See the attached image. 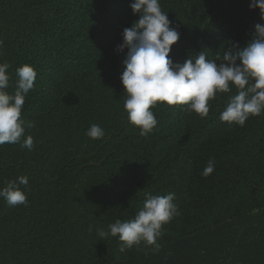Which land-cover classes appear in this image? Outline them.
I'll use <instances>...</instances> for the list:
<instances>
[{"label":"trees","instance_id":"1","mask_svg":"<svg viewBox=\"0 0 264 264\" xmlns=\"http://www.w3.org/2000/svg\"><path fill=\"white\" fill-rule=\"evenodd\" d=\"M134 0H0V63L37 77L21 119L31 150L0 145V188L19 176L27 205L0 198V264H264V114L222 122L231 93L209 100L206 118L158 102L146 136L129 123L120 76L122 32L139 19ZM180 39L174 62L244 47L260 20L251 0H159ZM219 63V61H217ZM239 63V62H238ZM92 124L102 139L85 135ZM23 139V138H22ZM209 159L214 171L202 176ZM174 193L180 215L160 248L120 251L97 229L133 218L145 195Z\"/></svg>","mask_w":264,"mask_h":264},{"label":"clouds","instance_id":"2","mask_svg":"<svg viewBox=\"0 0 264 264\" xmlns=\"http://www.w3.org/2000/svg\"><path fill=\"white\" fill-rule=\"evenodd\" d=\"M130 7L139 19L123 30L117 51L124 53L127 49L120 76L125 89L123 109L129 123L139 129V135L146 136L157 126L151 109L158 102L186 105L182 111L206 118L211 107L209 100L215 99L217 93H231L233 89L237 94L229 97L227 107L220 113L222 122L244 126L250 116L264 114V23L254 25V35L244 47L233 42L222 55L217 52L214 59H207L206 53L200 51L194 59L178 63L169 53L180 39V32L170 27L171 21L161 10L159 0H134ZM249 8L259 9L260 20L264 21V0H251ZM9 67L8 63H0V145L19 144L31 150L34 140L31 135L25 136V127L34 125L21 119V113L37 73L28 64L16 68L15 92L9 94ZM85 135L102 139L105 131L99 124H92ZM214 167V159H209L202 176L208 177ZM19 185L27 186L28 178L19 176L0 188V198L9 207L27 205V196ZM174 198V193H147L133 218L117 219L107 230L97 229V234L101 239L118 237L121 252L142 242L158 251L163 226L180 215Z\"/></svg>","mask_w":264,"mask_h":264}]
</instances>
